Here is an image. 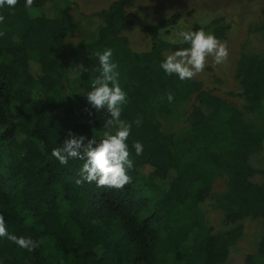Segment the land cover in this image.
<instances>
[{
    "label": "trees",
    "instance_id": "obj_1",
    "mask_svg": "<svg viewBox=\"0 0 264 264\" xmlns=\"http://www.w3.org/2000/svg\"><path fill=\"white\" fill-rule=\"evenodd\" d=\"M56 1L34 0L26 9L19 0L15 8H0L5 18L0 23L5 31L0 37V214L10 234L39 245L29 252L0 238V264H225L241 228L214 240L198 207L217 176L225 178L226 190L213 198L227 221L260 218L255 245L264 261V167H254L252 160L264 153V126L207 93L200 96L206 112L194 107L188 115L193 148L188 158L173 149L172 135L161 129L159 118L171 104L197 89L194 81L160 68L162 49L189 46L159 36V29L175 25L179 16L148 27L151 48L137 53L120 34L131 26L125 11L137 0H115L94 13L96 24L79 38L73 35L81 21L56 13ZM262 15L251 31L262 47L243 50L236 73L246 109L264 125V9ZM201 28L222 40L229 25L216 17L190 30ZM106 48L113 50L120 85L128 93L121 119L142 120L139 127L132 124L127 141L134 163L127 173L131 183L119 190L94 182L78 185L83 161L65 166L51 157L69 130L100 138L106 113L88 104L86 92L98 75L95 54ZM135 141L143 145L139 156ZM254 174L262 176L261 185L248 181Z\"/></svg>",
    "mask_w": 264,
    "mask_h": 264
},
{
    "label": "rangeland",
    "instance_id": "obj_2",
    "mask_svg": "<svg viewBox=\"0 0 264 264\" xmlns=\"http://www.w3.org/2000/svg\"><path fill=\"white\" fill-rule=\"evenodd\" d=\"M115 0H57L53 10L59 15H71L81 21L80 28L73 38L87 36L96 19L94 13L101 11ZM52 10V8H50ZM264 0H137L125 11V20L131 21V26L122 30L120 34L127 40L129 48L134 52L150 50L152 44L148 27L157 24L160 20L178 15L179 20L175 25L159 29V36L169 42L166 37H174L178 30H190L193 24H206L216 17H222L229 25L225 36L221 41H227L229 57L225 64L214 65L209 57L204 71L192 80L197 89L187 98L175 101L171 104L170 112L162 115L159 120L164 133L171 134L174 140L173 149L178 150L188 158L193 150L189 146V120L188 115L194 107L206 112L201 104L202 94H211L225 99L237 110L241 111L247 121L256 125L264 126L256 116L246 109L247 101L243 94L240 78L236 73V66L243 50L251 48L257 51L261 48L255 34L254 26L262 21ZM163 29V33H161ZM175 38V37H174ZM179 39L177 38V42ZM175 50L162 49L163 58ZM74 76H71V80ZM253 165L256 168L264 167V153L253 157ZM173 175V173H172ZM254 185L263 183L259 174H254L248 179ZM226 190L224 177L214 178L208 194L201 196L198 207L204 217L207 226L210 227L212 239L218 240L235 227L241 228V233L236 238L234 246L225 264H247L246 258H252L259 264H264L256 250V240L260 234L261 220L258 217H245L227 221L224 211L216 205L215 194ZM101 248L97 247L95 254L99 255Z\"/></svg>",
    "mask_w": 264,
    "mask_h": 264
},
{
    "label": "clouds",
    "instance_id": "obj_3",
    "mask_svg": "<svg viewBox=\"0 0 264 264\" xmlns=\"http://www.w3.org/2000/svg\"><path fill=\"white\" fill-rule=\"evenodd\" d=\"M18 2L19 0H0V8L5 6L15 8ZM33 4L34 0H25L24 6L30 9ZM4 19V16L0 15V23H3ZM4 35L5 31L0 30V37ZM174 37H166V39L176 43L178 38L180 43L189 46L166 54L160 63V68L166 75H176L181 81L189 80L204 71L209 57L214 65L225 64L228 60L227 41H221L203 28L195 31L181 29L174 32ZM95 55L99 65L96 69L98 75L91 81V90L86 92V99L97 112L106 113L100 138L97 139L94 135L92 138L77 136L69 130L63 144L52 149L51 157L65 166L69 160L83 161L80 178L76 180L78 185L94 182L98 188L119 190L131 183V177L127 173L134 168V163L130 158L127 141L132 124L135 123L139 127L142 120L137 118L133 122H128L121 119L129 98L128 93L120 85L119 65L113 60V50L106 48ZM167 100L169 103L174 100L172 93H167ZM132 147L137 156L142 154V143L135 141ZM0 238H6L29 252L39 246L31 237L10 234L2 214H0Z\"/></svg>",
    "mask_w": 264,
    "mask_h": 264
}]
</instances>
